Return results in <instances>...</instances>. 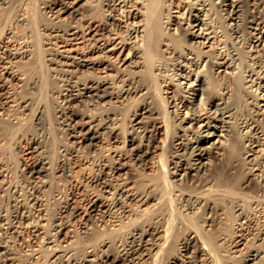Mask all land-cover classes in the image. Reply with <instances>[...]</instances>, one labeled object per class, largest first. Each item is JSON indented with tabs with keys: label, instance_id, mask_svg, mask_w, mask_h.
Masks as SVG:
<instances>
[{
	"label": "bare ground",
	"instance_id": "bare-ground-1",
	"mask_svg": "<svg viewBox=\"0 0 264 264\" xmlns=\"http://www.w3.org/2000/svg\"><path fill=\"white\" fill-rule=\"evenodd\" d=\"M38 1L40 5L43 4V8L49 13L50 19L49 24L44 25L43 23L40 28L44 34L41 41V50L44 54L42 60L46 64L48 73L52 72L51 74L56 77L61 76V79L62 75L64 76V82L62 81V87L60 86L61 89L58 91L61 95V100L57 106L55 105L56 113H59V115L55 113L58 116L55 118L56 120L58 118L62 120L57 122L65 125L68 137L79 140L83 142L85 147L90 148L100 138L99 136L103 134L102 130H107L110 133H115L117 130L115 125L118 119L111 115L113 112H105L104 115H102L104 112H101V116H97L96 112L93 114L89 112L78 113L75 109L79 105L78 102L87 103L86 105L90 106L96 104L104 106L102 101L105 102L106 98H108L111 101V105L113 103L118 106V104L124 101L133 100L138 94L145 95L133 113H131L130 116L132 117L130 118L129 116L126 119L127 123L124 127L126 144L130 146L125 149L126 153L117 155L118 160H114L115 158H113L104 163L98 162L96 164L98 172L91 176V185L99 188L101 193H111L110 203L106 204L111 210L107 211L103 209L105 203H99L98 200L100 198L89 199L85 204L87 211L85 221L89 223L109 222L113 225V230H125L121 228H123V224L127 219L128 223L131 221L130 224L132 226L126 232L124 231L122 239H118L117 237V239H111L112 237L106 236L99 238L98 242H94V244H89L91 241H88V244H84L85 246L83 247L81 246V255L69 248H72L68 242L69 237L65 236L63 232L67 224L66 222L59 224L56 221L69 208L70 198L63 195L59 197L53 195L58 204L56 205L55 213L49 215V210L46 208L49 199L46 198L47 196H43L41 192L43 188L45 189V187L51 185V181L44 179L48 171H60L63 173L62 175H68L69 171H71L69 156L73 155L74 151L72 149L74 146L70 148L71 146H59L58 144L59 147L56 149H58V152L60 149V156L58 155L59 158L55 159V165L54 167L52 166L53 160L48 152L51 146L49 138L51 132L50 120L48 121L47 118L49 114L47 115L46 106L40 105V101H33V97L31 96L24 94L18 98L13 96L21 86L28 88L31 92L37 87V91L42 89L41 87L46 82V80L43 81V78L46 79V77L42 75L45 71L41 75H38L41 72L38 67L39 69L37 70L38 72L40 71L38 74L35 73V70L30 71V73L27 71L28 75L25 78L26 74L19 68V62L34 63L33 59L36 53H33V46L24 44L18 46V48H16L17 46L12 48L3 39L4 41L0 40V115L4 112L5 115L8 114L6 117L8 123L4 121V124L19 125L22 118L26 119V116L23 117L22 115L26 114V111L29 110L31 114L30 124L33 130L26 131L31 128L29 127L25 131H21V134H18L19 136H24L23 138L26 139L25 144L35 154V159L30 164H23V167H25L24 173L27 175L28 181L31 182L33 191L30 194L28 193L30 190L28 185L27 193L29 195L24 194L23 196L22 194H17V197L13 195L15 196V199L11 197L14 199V203H12L13 211L0 214V230L2 234H0V259L3 262L5 261L4 264H15L14 257L10 255L15 252H12L8 244V242L12 241L10 237L19 236L17 238L21 240L22 229L30 228V231H28L31 232L32 239L38 238V235H41L40 237L43 238V249L49 251L48 264H108L116 260H120L125 264H143V258L146 256H156L166 249L173 250V248L175 252L166 256V264H203L204 261L202 262L200 257L201 255L206 257L208 253L210 254V250L206 242L203 241V236L201 237L195 228L192 230L193 227H190L191 232L187 230L184 232L183 237L177 239L169 234L171 233L169 226L171 223L168 222L169 220H166L167 222L164 223L159 214L153 215L150 219L151 221L146 219V221L140 220L141 217L139 218L138 215L142 210L147 209L142 208L143 206L146 205L145 207H148L145 211L147 212L151 209L156 210L157 206L161 205L163 195L161 196L162 192L159 194L157 191L159 182L145 179L140 182L142 186L139 188L137 180L127 175V165L121 160L127 158L134 166V169H149L152 166H156L153 165L154 163L150 158L153 157L157 149L162 148L154 142L157 140L156 123L158 122V117L155 116L157 111L154 109L155 107H152L153 103L151 104V101H148V98H146L147 92H149L148 88L143 86L142 82L139 84L140 80L137 79L140 75L139 72H143V67H145V52L148 54L145 51L146 46L149 43L158 44V39L153 40L156 39L153 38V35L157 37L158 34L155 35L156 33L151 30L149 22L151 1L104 0L102 6L105 7L103 9L106 12L96 22L97 24L95 23V19L89 20L88 25L85 24L86 21L82 25H72L70 23L72 20H68V25L65 27L61 26L62 22H60L61 24L58 23L62 20V14L70 12L75 17L76 15H81L83 18L84 12L80 8L82 7L80 4L82 0ZM87 2L88 0H86ZM263 2L264 0H219L214 3V0H195V2H192L188 6V13L186 18H184L187 28L184 30L180 26L182 23L175 21V18L172 19L174 15L172 16L171 12L169 13L170 16H167L165 21L163 20L164 28L167 32L172 31L183 34V45L178 48L175 43L173 44L171 38H167V36L160 38L159 36V45L166 46V49L170 50V53L180 59L175 66L177 71L175 72V76H173L174 79L170 78L172 79L170 83L176 84L179 91H167V95L163 96L167 99L165 100L167 103L165 106H168L169 111L173 113L174 119L172 120H175L176 123L175 127H173L174 133L169 142V146L173 149V154L171 153V158L168 161L169 163L163 162L164 160L162 161L158 155L159 167L162 170L164 169V175L169 177L165 179V185L169 186V189L174 192H179L180 196L177 195L182 199V204L180 203L181 200L180 202L177 200L178 204L184 206L183 211L186 215L197 213V218L202 221L200 224L205 226L203 228L207 232H212L215 229L216 223H222L225 218L223 214L226 213L222 204L230 203L231 212L238 218L235 224H233L234 222L232 223V229L235 232L233 239L229 243L232 249L243 244L246 235L249 233L248 231H250L251 223L255 219L264 218V209L259 210L258 206L260 204L256 203V201L258 202L257 199H253L252 201L248 200L249 197L244 196L247 199L244 198L246 203H248V205H245V203L239 202L236 193L234 194L233 191L229 190L231 187L242 186L248 180L249 182H255L259 191H264V132H262V127L259 125L261 122L264 123V110L262 111L264 107V50L261 47L264 42V29H261L260 26L264 25V16L263 18L259 16V8L264 7ZM216 4L224 9L227 14L228 30L233 35V39H236L245 48V57L238 48L234 47L230 50V48H225L220 46V43H217L220 39V34L218 33L217 26L211 20V13L214 9L213 5ZM1 6L2 8L8 7L13 9V1L0 0ZM261 13L263 14V11ZM23 16L22 13L17 12L14 17L15 22L25 23L26 16ZM11 29L8 27L5 31L7 38L12 37L13 31ZM122 29L126 31L125 35H121ZM86 30L89 33L94 31L90 37L92 43L87 46L86 52H82V50L80 51L76 48H64L67 44H70L69 41L75 40L80 32L84 33ZM182 30L184 33L181 32ZM199 38H204L205 41L193 42V40L196 39L195 41H197ZM207 42H211L209 46L213 45L214 54H207L206 50L202 51V53H197L192 49V45L196 43H204L203 45L207 46L205 44ZM19 43L18 45H20ZM215 44L217 45L215 46ZM119 48L122 51V56H120L118 61H115L114 65L119 69L117 72L115 71L117 68L114 70L117 74L113 77L114 79H111L108 71L113 70L114 67L109 65L110 56L112 53L117 52ZM88 54L90 55L88 56ZM203 63L214 72L213 74L220 71L229 77H234L237 72H242V88H245L250 93L243 97L244 95L240 94V91H242L240 90L241 86H237L236 83L232 84L234 83L232 82V87L218 86L219 88L216 90L217 94L213 93L211 95V89L209 90L213 82L211 77L206 74L207 72L203 74L195 72V68ZM31 64L29 65L31 66ZM153 65L154 69L158 72L163 71L162 62L153 63ZM122 66L124 67L121 68ZM52 78L54 77H50L49 79ZM11 79L16 80V82L22 81L23 84H12L11 82V85H9L7 82ZM118 81L123 84L119 83L121 85V87L120 85L118 86L119 88L117 87ZM23 87H21V90ZM46 87L48 88L47 85ZM143 90L146 91L143 92ZM133 94L135 95L133 96ZM242 103L253 106L249 107L251 108L249 113H246L245 108H242ZM50 107L52 108V106ZM1 111L3 112L1 113ZM163 115L166 116V114ZM1 123L0 131L3 132L6 127L4 126L5 128L2 129ZM87 127L88 129H86ZM84 129L86 130L83 131ZM8 131L6 130L5 133ZM10 133L8 132V134ZM51 135L53 134L51 133ZM138 138L140 139V144H136ZM4 139L0 137V145H2L1 142L3 143ZM9 139L13 140L12 137ZM145 141H147L146 144L144 143ZM5 145L3 144L0 149L4 150L7 147ZM236 161L241 165H238L237 169L232 171L233 169L231 170V168L235 167L234 163ZM220 165H223V168L220 172L215 173V168L217 169ZM9 171L8 163L0 160V177H8ZM27 178L25 179L27 180ZM188 184L190 189L182 187ZM157 186L158 188H156ZM15 190L17 191V188ZM24 190L21 192L24 193ZM258 196L256 197L259 199L261 196L259 194ZM259 211L263 213L261 217H259ZM47 215L48 217H44ZM41 220H45L48 223L47 229H43L44 225L40 223ZM89 223L86 224L85 222L81 230L84 237L92 236V232H89ZM261 224V226L252 227V230H255L257 233H255L256 244H252L249 250L247 249V251L241 253L240 260L242 264H264V220ZM144 227L145 229H142ZM161 232H163V235H158ZM147 235H150L151 239H147ZM220 235L221 233L217 237L221 238ZM199 241L201 242V246L199 245ZM112 245L118 251L116 256L109 250ZM25 247L27 245L23 249ZM35 249L27 247L25 252L28 250L30 252L28 255H31L35 260L43 259L40 258L43 255ZM238 250L237 248V250L232 252H237Z\"/></svg>",
	"mask_w": 264,
	"mask_h": 264
},
{
	"label": "rangeland",
	"instance_id": "rangeland-1",
	"mask_svg": "<svg viewBox=\"0 0 264 264\" xmlns=\"http://www.w3.org/2000/svg\"><path fill=\"white\" fill-rule=\"evenodd\" d=\"M12 1H13V6H14V7L12 6L13 9L8 8V7L2 8V6L0 7V15H1L0 40L4 39L5 43L10 44V47H12V48L13 47L15 48L16 46H17L16 48H18V46H21L24 44L33 46V53H36V54H34L35 55L34 59H33L34 63L32 62V64H31L29 62H27V63L26 62L25 63L19 62V64H20L19 68L21 69L22 72H24V74H26L25 78L27 77L28 72L30 73V71H33V70H35L36 74H38L41 71L38 75H41V73L45 71L44 72L45 74L42 73V75L44 77H46V79L43 78V81L46 80V82H44V84H43L44 86L42 85L43 87H41L42 89H39V91H37L38 87L35 88L33 90V92H31L30 90H28V88L21 86V87H23V89L21 90V87H19L17 92L13 96L17 97V98L20 97L22 94H24L26 96H31V97H33V101L34 100H35V102L40 101V105H42L43 107L46 106L45 108L47 110V115L49 114L48 115L49 117L47 116V118H48V121L50 120L49 124H50V131H51L50 136H49L51 146H50V149L48 150V152H49V156L51 155L50 157L53 160L52 161L53 167H54L55 162H56L55 159H58L60 156V149L58 152V149H56V148L59 147L60 145L71 146L70 148H73V146H74V148L72 149L74 151V153H73V155L69 156V163L71 166V171H69L68 175L67 174L62 175L63 173L60 171L59 172H54L51 170H50V172L48 171V173H46V176L44 177V179H47V181H51V185H49V187L48 186L45 187V189L43 188L41 194L45 197L47 196L46 198L49 199L48 203L46 204V208L49 210V215L50 214L53 215V213H55V210H56L55 208H56V205L58 204L56 199L53 198V195L54 196L57 195V197L63 195L64 197L70 198L69 208L59 216V218L56 222L59 224L61 222H63V223L66 222L67 225L64 228L63 232H64L65 236L69 237L68 242L70 243L69 245L72 246L73 249L71 247H69V248L72 251H75V253L78 252V254L81 255L82 250L80 251V249H82L83 246L88 244V241H91V242H89V244H94V242H98L99 238L106 237V236L110 237V238L112 237L111 239H115L116 237L118 239L119 238L122 239L124 236L123 235L124 231L126 232L132 226L130 224L131 221L129 220L130 222L128 223L127 219L125 220L126 222L123 224L124 225L123 228H121V229H125V230H113L112 228H114V227L109 222L108 223L99 222L98 224H96L95 222L89 223L88 221H85L86 216H87L85 204L89 199H99L100 198L98 200L99 203H102V204L105 203V206H103V209H105L107 211L111 210V208L106 206V204L110 203L109 201H110V198L112 197L111 193L102 192L103 193L102 194L100 192L99 188L91 185L92 184V182L90 181L91 176H93L94 173L98 172V168L96 165L98 162L104 163V162L110 161L113 158H115L114 160H118L117 155H120V153H124V154L126 153L125 149L130 147L129 145L127 146V144H126V133L124 130L125 129L124 127L127 123L126 119H128V117L131 115V113H133L136 106L138 105V103L141 100H143L145 95L143 96V95L138 94L133 98V100L129 99V101H124L121 104H118V106H117V104H113V103L111 105V103H110L111 101H109L108 98H106L105 102L102 101V104L104 106H101L98 104L90 106V105H86L87 103L83 104L81 102H78L79 105L77 106V108H75L76 111H78V113H81V112H87L88 113L89 112L90 114L91 113L93 114L96 112L98 114L97 116H101V112H104V113H102V115H104L105 112H113V114L111 113V115L118 119V120H116L117 124L115 125L117 130L115 133H110L107 130H102L103 134H101L99 136L100 137V138H98L99 140L97 139L98 141L96 140L95 144L90 148L85 147L83 142H80L79 140H76L72 137H68L69 135L67 136V130H66L65 125L59 123L62 120L59 118L56 120V118H55V117H58L57 115H59V113H56L55 108L59 104V101L61 100L60 99L61 95L59 94L58 91L61 89L60 86L62 87V84L64 82L63 81L64 76L62 75V79H61V76H59V75H57L59 77H56L53 74H51L52 72L48 73L46 64L42 60V56L44 54H43V51L41 50V45H42L41 41H42V38L44 37V34L42 33L43 31L40 30V28L42 27L41 24H43V23H44V25L49 24L48 23L50 20L49 16H48L49 13L47 12V10H45L43 8V4L40 5L38 0H12ZM103 1L104 0H88V2L86 3V0H82L80 2L82 7H80V8L84 12V16L86 15L85 17L83 16V18H82L81 15H76V17H75V15L73 16V14H71L70 12H67V13L62 14V20H60L58 23L62 22V24L60 23L62 27H65L66 25H68L67 22H69L71 20H72V22H70V23L72 25H74V24L82 25V23H84V21H86L85 24L88 25V21L92 20V19H95L96 20L95 23H96V22H98V20H100L102 18V16L106 12L103 9L105 7L102 6ZM150 1H151L150 2V8H151L150 10L151 11L149 12V16H150L149 22L151 25V30L156 33V34L154 33L155 35L158 34L157 37L153 35V38H156V39H153V38L152 39L153 40L158 39V44L156 45L154 43L153 44L149 43V45L146 46L145 51H147L148 54L145 52L146 56L144 55L145 56V59H144L145 67H143V72H139L140 75L137 77V79L140 80L138 82L139 84L142 82L141 84H143V86L148 88L149 92H147L148 94H147L146 98H148V101H151V104L153 103L152 107H155L154 109L157 111L155 114V116L158 117V119H157L158 122L156 123L157 140L154 142H156L155 144H158L159 147L161 146L162 150L157 149L155 151V153L153 154V157L150 158V160L154 163L153 165H156V166H152L149 169H134L133 168L134 166L128 161L127 158H123L121 160L127 165V169H126L128 171L127 175H129L131 178L137 180V183H138L137 185L139 188H141V186H142V184L140 182L144 181L145 179H147V180L151 179L152 181H156V182L158 181L159 183L158 182L157 183L159 184V188H158V186L156 188H158L157 191L159 194L162 192V194H160V195L161 196L163 195V197H162L163 200L160 203L161 205H158L159 208L157 206L156 210L151 209L150 211L148 210L147 212H145L148 209V207H145L146 205L143 206L142 208H147V209L142 210L141 211L142 213L140 212V214H142V215L140 216V214H139L138 217L139 218L141 217L140 220L151 221L150 219L153 215L159 214L164 223L169 220L168 222L171 223L169 225L171 233H169V234H171L173 238H177V239L180 237H183L185 234L184 232H186L187 230L189 232H191V229H189L190 227L191 228L193 227L192 230H194V228H195L196 231H198L199 235L201 237L203 236L202 237L203 241L206 242L207 247H209V250H210V254L208 253V255H206V257L204 255H201V257H200L201 261L202 262L204 261L205 264H242V262L240 260L241 255H242L241 253H243L244 251H247V249L249 250L251 248L252 244L253 245L256 244V241H255L256 240L255 239V237H256L255 233L256 232H255V230H252V227L255 228L256 226L257 227L261 226L262 225L261 223H263L264 218H257V220L255 219L251 223L250 231H248L249 232L248 234L246 233L247 235H246L245 241L242 240L243 244L237 247L239 249L237 252H232L234 250H237V248H235V247L232 249V247L229 246V243H230V240H232L234 235H235V232L233 231L232 227H233V224H235V222L238 220V218H237V216L235 217L233 212H231V208H230L231 204L230 203L222 204V206L224 207V211L226 212V213L223 212L224 213L223 215H225L224 217L226 218V220L224 218L222 223H219V224L216 223L215 229L212 232L211 231L207 232L203 228L205 226L200 224V223H202V221L199 220V218H197V216H196L197 213L196 214L193 213V215H186L185 214V212L183 211L184 206L181 205L182 199L180 197H178L179 192H177V191L174 192L173 190L169 189V186L165 185L166 184L165 179H167L169 177H167V175H164V172H163L164 169L162 170V168L159 167L160 164L158 163V158L161 157V160L162 161L164 160L163 162L166 161L165 163H167L169 161V159L171 158V155L173 154V149H171V147L169 146V142H170L172 134L174 133L173 127H175L176 123H175V120H172V119H174L173 113H171L169 111L168 106L167 107L165 106V104H167L165 100H167V99H166V97L164 98L163 96L167 95V91H172V92L173 91L174 92L179 91L176 84L170 83V81L172 80L170 78H173V76H175V72L177 71L175 66L177 65L176 63L180 59L177 58L176 56H174L172 53H170V50H167L166 46H164L162 44L159 45V41H160L159 36H160V38L162 36H167V38H171L173 44L175 43L176 47H178V48H179V46L181 47V45H183V42H184L183 34H179L180 32H172V31L167 32V30L164 28L163 20L165 21L167 19V16L168 17L170 16L169 13L171 12L172 16L174 15L172 19L175 18V21L182 23L180 26L184 30L185 28H187V24L185 23L186 20L184 18H186V16H187L188 8H189L188 6L192 2H195V0H150ZM217 1H219V0H214V3ZM243 1H245V0H243ZM18 3H19V6H18ZM15 6H17V7H15ZM213 6H214V9L212 10V13H211V20H212V23L214 22L213 24L215 26H217L218 33L220 34V37H219L220 39L218 38L219 41H217V43L218 44L220 43V46H223L225 48H228V49L230 48V50H231V48L233 49L234 47L236 49L238 48V50H240L242 52V55L245 57V54H246V52H244L245 48H243L242 44L239 43L238 41H236V39H233V37H232L233 35H231L229 30H228L229 29L228 23H227L228 20L226 19L227 14L225 13L224 9H222L220 6H217V4L213 5ZM227 9H228V7H227ZM259 9L261 11H263V14H262L261 11L259 10V16L260 17L262 16L261 18H263L264 7H260ZM17 12L22 13V15H24L23 17L26 16L25 17L26 18L25 23H19L18 22L19 23L18 24L15 22L14 17L17 14ZM29 14H31V15H29ZM80 18H82V19H80ZM55 21H56V19H55ZM22 24L23 25L25 24V25L23 26ZM260 26H261V29H264L263 24ZM8 27L12 28L11 30L13 31L12 37H8L9 39L5 35V31ZM183 30L181 31L182 33H184ZM93 33H94V31L89 33L88 30H86V32H84V33L80 32L78 34V36L75 38V40L69 41L70 44H67L64 48L65 49H75L76 48L77 50H80V51L82 50V52L83 51L86 52L88 49L87 46H89L90 43H92V40L90 37L92 36ZM120 33H121V35H123V34L125 35L126 31H123V29H122V32H120ZM195 40H193V42L205 41L204 38H202V39L199 38V39H197V41H195ZM166 41L168 42V40H166ZM19 42H21V43H19ZM231 42H233V43H231ZM18 43L20 45H18ZM28 43H30V44H28ZM210 43L211 42L205 43V44H207V46H204L203 45L204 43L203 44L196 43V44L192 45L193 46L192 49H194V51L197 53H202V51L206 50L207 54H209V53L214 54L215 50L213 48V45L209 46ZM239 44H240V47H242V48L239 47ZM216 45L217 44H215V46ZM261 47H263V50H264V42L262 43ZM31 49H32V47H31ZM203 53H205V52H203ZM38 55H39V57H38ZM89 55L90 54H88V56ZM120 56H122V51H120V48L118 49L117 52L112 53L110 56L111 58H110V64L109 65H111V67H114V69L109 70V71L107 70V71L110 74L111 79L117 74L116 72L119 69L114 65L116 63L115 61H118ZM38 60H40V61L38 62ZM160 61L163 63L164 68L162 69L163 71L158 72L157 70L154 69L153 63H161ZM243 61H244V59H243ZM28 63L31 64V66ZM244 64H245V62H244ZM34 65L36 66L35 67L36 69L34 68ZM123 67L124 66H122L121 68H123ZM116 68H117V70H115ZM127 68H125V69H127ZM37 69H39L40 71L38 72ZM131 69H134V68H131ZM141 71H142V68H141ZM195 72L200 73V74L207 72L206 74L209 77H211V79L213 81L210 88H209V90L211 89L210 91L212 92L211 95L213 93L217 94L216 90H218V88L221 87L222 85L232 87V84H235V83L237 84V86L238 85L241 86L240 90H242V91L244 90L243 92L240 91V94L244 95V96L242 95L243 97L247 96L246 94L250 93V92H248V90H245V88H242L243 87V85H242L243 76L241 75L242 72H237L234 77L233 76L229 77L224 72H220V71L219 72L217 71L216 74H213L214 72L211 71V69H209V67L205 66L204 63L201 64L200 66L196 67ZM102 74H104V73H102ZM79 76H82V75H79ZM48 77L49 78L54 77V78L49 79ZM57 79L58 80L60 79V80L58 81ZM79 79H80V77H79ZM81 79H82V77H81ZM48 80H50V81H48ZM74 80H76V79H74ZM6 82H7V80H6ZM11 82H12V84H14V83L15 84L16 83L23 84L22 81L16 82V80H13V79H11L10 81L8 80L7 83L9 85H11ZM232 82H234V83H232ZM119 83H120V81L117 82V87L120 84L123 85L122 82L120 84ZM24 84H26V83H24ZM46 85L48 86V88L46 87ZM121 85H120V87H121ZM53 89H54V91H53ZM35 90H36V92H35ZM145 91L146 90H143V92H145ZM40 92H42V93H40ZM50 92H52V93H50ZM56 93H57V97H56ZM134 95L135 94H133V96ZM250 95H252V94H250ZM242 104L244 105V106L241 105L242 108L243 109L245 108L246 113H249L251 111V108H249V107H251L252 105L245 104V103H242ZM48 106L49 107L52 106V108L51 107L49 108ZM163 108H164V110H163ZM263 108H262V111L264 110ZM49 110H50V112H49ZM86 110H88V111H86ZM91 110H92V112H91ZM2 112L3 111H1V113ZM4 113L0 115L1 116L0 123L2 121L1 127H3L2 129H4L6 127L5 131L6 130L8 131L10 129L8 131L9 133L10 132H12V133L15 132V133L8 134V132L5 133V131H3V132L0 131L1 132L0 137L5 138L3 140L4 142L3 143L1 142L2 145H0V147L2 148L3 144L4 145L6 144L5 146H7L5 148L3 147L4 150L0 149L1 150L0 151V160H3L6 163H8L9 170H10L8 172V177H6V178L0 177V214H6V213L13 211V204L12 203H14L13 200L15 199L14 198L15 196H13V195H16V197H17L19 194H22L24 196V194L29 195L30 192L33 191L31 182L28 181L29 179L27 178V175L24 173L25 167H23V166L25 165V163L30 164L35 159V154L32 153L30 148H27V145L25 144L26 139L23 138L24 136L21 135L22 136L21 137L18 134V133L21 134V131H25V129L31 127V124H30L31 114L29 113V110L26 111V114L22 115L23 117L26 116L25 120H24V118H22L21 119L22 121H20V123L21 122H23V123H21V124L19 123L20 126L22 125L21 126L22 128L24 127L23 128L24 130L18 124H12L11 125L9 123L8 125H6L8 123V121L6 120V117L8 116V114L5 115ZM162 113L166 114V116L163 115ZM263 113H264V111H263ZM131 117L132 116H130V118ZM4 121H6L7 123L4 124ZM51 121H52V123H50ZM57 121H59V122H57ZM173 123H175V124L173 125ZM28 124H30V125H28ZM51 124H52V126H51ZM259 125H260V127L263 128V129L261 128L262 132H264L263 131L264 130V123L261 122V124H259ZM61 126H63L64 128ZM19 127H20V131H19ZM31 129L33 130V128L31 127L29 129H27L26 131L31 130ZM86 129H88V127ZM86 129H84L83 131H85ZM64 130H65V132H64ZM16 131H17V133H16ZM51 133L53 135H51ZM14 134H16V135H14ZM9 135H11V136L9 137ZM11 137L13 139L12 141H11V139H9ZM18 137H20V138L18 139ZM68 138L70 139V141ZM23 139L25 140V142ZM13 141H14V143H12ZM139 141H140V139L138 138L136 140V144H140ZM146 142L147 141H145L144 143L146 144ZM163 143H164V146H163ZM58 144H59V146H58ZM158 155H159V157H158ZM237 162L238 161H236L234 163L235 167L231 168V170L233 169L232 171L237 169L236 167H238V165L239 166L241 165L239 162L237 164ZM235 164H237V165H235ZM222 168H223V165L222 166L220 165V167H218L217 169L215 168V170H214L215 173L220 172V170ZM94 170H96V171L94 172ZM25 178H27V180ZM247 181L244 182V184L242 186H239V187L236 186L235 188L231 187L232 189L229 186L230 189L228 187H227V189L233 191L234 194L236 193V196L239 199V202L245 203V205H248V203H246V200H247L245 198L246 196H247V198L249 197L248 200L253 201V199H257L258 202L256 200L255 201H256V203L260 204V206H258L259 210H263L264 209V191L263 192L259 191L257 188L258 186L255 185L256 184L255 182H249V181L247 182ZM6 182H7V184H6ZM15 184H17L16 185L17 187L15 186ZM8 185H10V186L8 187ZM28 185H29V187H28ZM22 186L25 188V190ZM185 186H182V187L190 189V187H188L189 184L185 185ZM27 187L30 189L29 192L27 191L28 190ZM160 187H161V189H160ZM16 188H17V191L15 190ZM23 190H24V193L21 192ZM12 191H14V192H12ZM16 192H18V193H16ZM19 192H21V193H19ZM258 194L261 196L259 199L257 198V197H259ZM100 195H101V197H100ZM176 195H177V197H176ZM242 196H243V198H242ZM11 197H13L14 199ZM177 200H179V202L181 200L180 205L178 204L179 202ZM260 200H262L263 202ZM243 201H245V202H243ZM143 211H144V213H143ZM261 212L259 211V213H260L259 217H261L263 214ZM233 216H234V218H233ZM44 217H48V215L44 216ZM195 218H197V219H195ZM261 219H262V221H261ZM85 222H86V224L87 223L90 224L88 226L90 227L89 232L90 233L92 232L91 233L92 236L90 235L92 238L86 237V236L84 237V235H82L83 233H81V230H82L83 226L85 225ZM40 223L44 225L43 229L44 228L47 229L48 223H46L45 220L44 221L41 220ZM141 227H143V226H141ZM29 229L30 228H23L22 229V234H21L22 238H23V240L21 238L22 241L17 238L19 236H17V237L11 236L10 237V239L13 242L10 241V242H8V244L10 245L12 252L15 251L14 253L10 254L11 257H14L15 264H48L47 260H48V256H49V254H48L49 251L43 249V241H44L43 238L40 237L41 235H38L39 239L38 238L32 239L31 232H29L30 231ZM142 229H145V227ZM111 232H113V233H111ZM220 233H221V235H220L221 238L219 236L217 237V235ZM0 234H1V230H0ZM160 234L163 235V232L158 233V235H160ZM115 235H117V236H115ZM231 235H233V236H231ZM24 238H25V241H24ZM146 238L151 239V236L147 235ZM218 238H220V239H218ZM26 239H27V241H26ZM25 242H26L27 247L28 248L30 247V249H35V247H36L35 250H37V252L39 251L43 255V256L41 255L42 257H40L43 259L35 260L31 257V255H28L30 252L28 250H26V252H25V249L27 247H25L23 249V247L26 246ZM199 245L201 246L200 241H199ZM109 250L115 256L118 254L117 249H115V247L113 245L110 247ZM166 250H164V252H162V253L160 252L156 256H153V255L151 257L146 256L145 258H143L142 263L143 264H166V262H165L166 256L168 254L174 253L175 249L174 248H173V250L169 249V250H167L168 252ZM202 252L205 253V251H203V250H202ZM45 257H47L46 260H45ZM204 262H203V264H204ZM4 263H5V261L3 262V260L0 259V264H4ZM108 264H125V263H123L120 260H116L114 262L111 261Z\"/></svg>",
	"mask_w": 264,
	"mask_h": 264
}]
</instances>
